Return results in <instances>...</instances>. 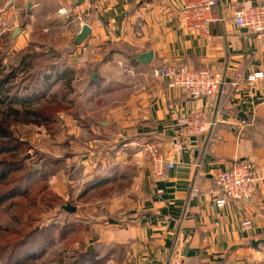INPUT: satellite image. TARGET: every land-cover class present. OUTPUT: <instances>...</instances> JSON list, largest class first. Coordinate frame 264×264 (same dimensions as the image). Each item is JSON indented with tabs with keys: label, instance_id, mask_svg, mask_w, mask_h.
I'll use <instances>...</instances> for the list:
<instances>
[{
	"label": "crops",
	"instance_id": "1",
	"mask_svg": "<svg viewBox=\"0 0 264 264\" xmlns=\"http://www.w3.org/2000/svg\"><path fill=\"white\" fill-rule=\"evenodd\" d=\"M190 2L18 0L5 11L0 50L8 57L2 64L19 57L29 71L42 73L41 93L69 87L66 99L74 96L71 104L83 112L73 118L67 100L60 101L65 130L47 135L63 140L46 149L62 160L57 174L62 184L54 191L76 208L58 217L61 227L75 226L59 241L70 250L60 252L54 264H264V79L192 100L152 76L153 68L168 65L211 69L218 76L239 65L264 72V38L233 18L238 4L248 8L264 0H218L214 11L225 20L209 39L183 22L182 7ZM62 9L66 16L59 14ZM85 25L91 34L76 45ZM32 49L39 57L31 58ZM149 52L153 61L141 64L138 57ZM26 93L32 95L28 88ZM12 104L31 107L21 98ZM196 107L208 111L209 131L187 138L175 168L155 178L151 162L125 140L163 142L169 158L176 121ZM244 161L262 173L256 197L217 208L207 190L218 173ZM194 185L204 193L192 197ZM246 220L252 226L245 231ZM54 246L26 264L47 261Z\"/></svg>",
	"mask_w": 264,
	"mask_h": 264
},
{
	"label": "built area",
	"instance_id": "2",
	"mask_svg": "<svg viewBox=\"0 0 264 264\" xmlns=\"http://www.w3.org/2000/svg\"><path fill=\"white\" fill-rule=\"evenodd\" d=\"M18 0H3L0 6V38L7 32V22L3 16L5 11L12 8ZM98 10L103 7V2H98ZM218 6V0H192L182 7L181 18L192 30L197 31L205 38L212 37V28L224 22V18L214 10ZM61 16L68 13L62 9ZM234 23L246 28L260 38H264V2L257 6L244 7L238 4L234 10ZM152 76L156 81L167 82L169 88L183 90L192 100L203 98H215L224 86L234 89L242 85L254 86L264 79V72H248L243 65H239L232 72L218 76L211 69H189L186 66L168 65L153 68ZM211 127L208 111L200 107L187 116L179 118L175 123L178 130L177 136L170 142V155L166 158L165 144L160 141H151L146 138L139 140H125L126 147L140 150L143 156L152 164L153 176L160 178L165 169L172 170L176 165V157L183 153L185 140L196 138L206 134ZM101 144V140H96ZM167 151V150H166ZM262 181V173L256 164L252 162L236 163L227 171L216 175L214 186L207 190L219 209H223L229 202H243L253 200L258 193L259 183ZM201 188L194 185L191 189L192 197L202 195ZM252 223L246 220L242 223L243 230L251 229Z\"/></svg>",
	"mask_w": 264,
	"mask_h": 264
},
{
	"label": "rangeland",
	"instance_id": "3",
	"mask_svg": "<svg viewBox=\"0 0 264 264\" xmlns=\"http://www.w3.org/2000/svg\"><path fill=\"white\" fill-rule=\"evenodd\" d=\"M6 36V35H4ZM4 36L0 38V45H2ZM7 54L6 49L0 50V81L2 79H6V76L12 77V75L17 74L7 81L4 85L1 84L0 89V132L4 130H9L11 132L12 138H17L20 141L28 142L30 147L27 146V150L21 152L20 156L30 158V165L38 169L40 166V162L38 161V156L46 153V149L50 147L51 142H61L62 138H47V135H52L58 137L60 132L65 128L61 125L62 121L60 119V113L62 112L59 107L56 105L60 103V101L67 100V106H70L72 109L68 111L69 115H72L73 118L77 116H81L83 112L76 111L74 109V104L71 100L75 97L70 96L66 99V94H69V87H63L61 90L56 89L54 95L39 93L35 99L31 101V107H13L12 101L15 97H13L14 92H18L21 89H30V87H37L36 74L31 70L27 69V65H22V61L20 58L15 56L13 59H9L7 63L2 64V56ZM43 65V63H40ZM21 66V68H20ZM41 66V65H40ZM42 67V66H41ZM17 71V72H16ZM41 73V72H40ZM35 76V77H34ZM16 77V78H15ZM45 89V88H44ZM27 90V89H26ZM8 98V99H7ZM51 104V105H50ZM87 107L91 106L90 103H86ZM54 106V107H53ZM83 107H86L85 103H83ZM88 107V108H89ZM13 108L18 109L19 113L17 115H13L10 110ZM30 110L42 111L40 117H35L32 114H28ZM47 111V112H46ZM86 116V115H85ZM61 121V122H60ZM0 133V134H1ZM1 138V137H0ZM65 139V138H63ZM64 165H62L63 167ZM61 169V166H60ZM64 171V170H63ZM60 171L54 174L52 181H45L41 186L39 192L34 194L30 200H27L24 203H21L16 208H11L9 210L4 209L2 206L0 208V235L7 234V232H12L13 230L18 229L19 227H26L25 222L27 218L32 215L33 217H37L39 220V225L41 227H47L51 224L57 223L58 217L61 215L59 204H56L54 207H49L50 201L53 203V198L57 195L54 191L58 189L62 184L59 179ZM75 185V183H74ZM71 188V186H69ZM73 200V197L71 198ZM92 197H88L86 200L87 203L90 204ZM34 201V203H33ZM65 201V200H64ZM76 204V202H73ZM87 207L84 208V211H87ZM88 212V211H87ZM24 223V224H22ZM58 240L52 248V251L49 252V257L47 261L43 262L42 259H38L36 262L30 261L27 264H54L56 259H59V254L62 251L70 250L71 247L68 245H62ZM44 260V259H43ZM0 264H4L1 263Z\"/></svg>",
	"mask_w": 264,
	"mask_h": 264
},
{
	"label": "trees",
	"instance_id": "4",
	"mask_svg": "<svg viewBox=\"0 0 264 264\" xmlns=\"http://www.w3.org/2000/svg\"><path fill=\"white\" fill-rule=\"evenodd\" d=\"M36 57H39V55L32 49L31 58ZM3 58L2 56L1 59ZM37 62L39 64L43 63L42 60ZM35 76L36 78L38 76V82L37 87H30L32 95L26 93V88L14 92L13 97L21 98V100L30 103L39 93L43 92L45 81L42 73H37ZM6 82L7 80L5 82L0 81V89L1 84L4 85ZM226 87L231 88L230 86H224L222 89ZM42 111L30 110L27 113L39 118L40 115H44ZM10 112L13 115L18 114L13 109ZM0 137V208L3 206L4 209L9 210L18 207L19 204L30 200L34 194H37L40 186L60 170L62 160L55 158L52 154L44 153L38 156L36 162H40V166L35 169L29 164L30 158L20 156L24 148L27 150V146H31L28 142L12 138L9 130L2 131ZM56 204H59L61 214H75L64 209L67 203L61 197L56 196L53 198V203L50 201L48 206L54 207ZM39 220L37 217L30 215L25 222L28 227L27 230L23 226L12 232H7V234L0 235L1 263L26 264L29 260L42 257L58 240L65 239L66 233L75 226V223L72 222L71 225L68 224L64 227H61L59 223L41 227Z\"/></svg>",
	"mask_w": 264,
	"mask_h": 264
},
{
	"label": "water",
	"instance_id": "5",
	"mask_svg": "<svg viewBox=\"0 0 264 264\" xmlns=\"http://www.w3.org/2000/svg\"><path fill=\"white\" fill-rule=\"evenodd\" d=\"M91 28L88 25H85L80 32V34L77 36V40L75 42L76 45H80L90 34H91ZM154 54L152 52H149L147 54L141 55L138 57V61L141 64H150L153 61ZM64 209L70 213H75L76 208L73 207L71 204H66L64 206Z\"/></svg>",
	"mask_w": 264,
	"mask_h": 264
}]
</instances>
